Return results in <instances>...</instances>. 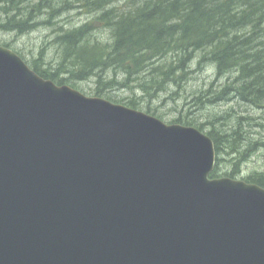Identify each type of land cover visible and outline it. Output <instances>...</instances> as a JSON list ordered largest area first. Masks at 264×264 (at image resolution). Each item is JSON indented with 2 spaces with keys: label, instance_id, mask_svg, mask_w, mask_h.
Returning a JSON list of instances; mask_svg holds the SVG:
<instances>
[{
  "label": "water",
  "instance_id": "1",
  "mask_svg": "<svg viewBox=\"0 0 264 264\" xmlns=\"http://www.w3.org/2000/svg\"><path fill=\"white\" fill-rule=\"evenodd\" d=\"M216 156L0 45V264H264V187L211 178Z\"/></svg>",
  "mask_w": 264,
  "mask_h": 264
},
{
  "label": "trees",
  "instance_id": "2",
  "mask_svg": "<svg viewBox=\"0 0 264 264\" xmlns=\"http://www.w3.org/2000/svg\"><path fill=\"white\" fill-rule=\"evenodd\" d=\"M75 9L95 17L79 26L56 27L54 41L61 62L56 72L33 64L42 77L71 85L75 79L85 80L96 71L104 74L114 68L123 70L127 80L120 83L113 77L105 84L128 86L138 79L145 92L156 93L151 89H165L186 80L192 73L190 64L203 52L197 62L199 69L210 62L218 77L236 73L215 95L217 101L233 93L264 109V0H0V31L26 34L43 25L54 27L60 16ZM99 30L109 32L107 41L95 38ZM164 59L171 62L162 63ZM64 73L70 76H62ZM102 82L100 78L98 83ZM103 91L98 87L96 95L104 96ZM122 104L139 109L134 99ZM146 112L155 115L150 108ZM253 117L236 116L234 127H213L207 132L219 161L227 153L239 165L264 146V141L244 136L247 131L243 126L254 121ZM173 123L192 125L186 119ZM200 129L204 131L203 126ZM211 176L221 177L217 168ZM245 180L264 187V173H253Z\"/></svg>",
  "mask_w": 264,
  "mask_h": 264
},
{
  "label": "rangeland",
  "instance_id": "3",
  "mask_svg": "<svg viewBox=\"0 0 264 264\" xmlns=\"http://www.w3.org/2000/svg\"><path fill=\"white\" fill-rule=\"evenodd\" d=\"M1 13V10H0ZM94 13H87L84 10L75 9L72 12L64 14L58 18V25L48 27L41 26L39 29L26 34H17L15 32L0 31V45L8 46L12 50L20 54L27 63L33 67L38 64L40 68L53 69L55 72L61 62L59 46L55 43L56 27H74L83 24L86 21L94 19ZM1 17V16H0ZM110 37L108 31L99 30L96 32L97 39L107 41ZM203 52L197 53V58L190 64L192 73H189L186 80L176 84L166 85L165 89H159L158 86L152 88L147 93L142 87V82L136 80L132 85H119L127 80L123 70L109 69L104 74L96 71L94 75L85 80H73V87L87 94L88 96L96 95L97 88L104 89L107 98L110 96L114 101L123 103L135 100L136 106L143 111L148 108L167 123H172L178 119L187 120L193 126L204 127L207 133L213 127L216 130L234 127L236 116H254V121L246 123L243 127L247 133L244 135L249 140L264 141V109H260L240 100L236 94H224L220 100L215 98L225 85H228L236 76V73H229L223 77H218L214 64L208 62L200 69L198 68V60L202 57ZM170 63L169 59H164L162 63ZM70 72L73 71L69 70ZM69 77L70 73L62 74ZM102 78V83L98 80ZM117 78L119 84L112 86L105 84L111 78ZM70 83V84H71ZM71 84V85H72ZM112 86V88H106ZM109 99V98H108ZM208 100H216L214 103H204ZM201 102V103H200ZM225 116L221 119L220 117ZM216 121L217 123H212ZM238 127V126H237ZM218 156V155H217ZM237 163V161H236ZM232 161V157L225 153L221 156V161L217 159L216 168L221 177L231 174L236 179H246L253 173H264V146L252 153L245 160L243 159L239 165Z\"/></svg>",
  "mask_w": 264,
  "mask_h": 264
}]
</instances>
